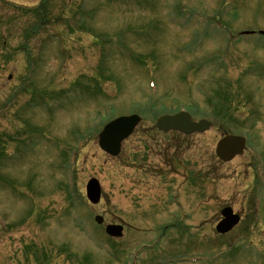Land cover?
Returning a JSON list of instances; mask_svg holds the SVG:
<instances>
[{"label":"rangeland","instance_id":"1","mask_svg":"<svg viewBox=\"0 0 264 264\" xmlns=\"http://www.w3.org/2000/svg\"><path fill=\"white\" fill-rule=\"evenodd\" d=\"M245 30H264V0H0V264H123L146 249L153 264H264V37ZM181 109L213 127L157 128ZM132 113L121 153L104 152L103 126ZM229 133L250 138L223 163ZM225 206L242 221L221 236Z\"/></svg>","mask_w":264,"mask_h":264},{"label":"water","instance_id":"2","mask_svg":"<svg viewBox=\"0 0 264 264\" xmlns=\"http://www.w3.org/2000/svg\"><path fill=\"white\" fill-rule=\"evenodd\" d=\"M264 34V32H262ZM141 117L137 114L118 117L107 123L99 135V144L103 150L109 154L116 156L120 153L122 141L128 138L140 123ZM157 126L163 131L177 130L185 134L195 132H204L209 129L211 123L207 120L194 121L192 116L185 111L175 114H166L158 118ZM245 146V140L242 137L229 135L224 137L217 145V155L229 161L236 155L240 154ZM101 185L96 178H92L87 184V197L96 204L101 199ZM224 219L217 225L219 233H227L235 225L238 224L240 217L233 213L229 207L222 211ZM99 223L103 222L101 217H97ZM122 227L117 225H109L107 232L111 236L121 237Z\"/></svg>","mask_w":264,"mask_h":264},{"label":"flooded vegetation","instance_id":"3","mask_svg":"<svg viewBox=\"0 0 264 264\" xmlns=\"http://www.w3.org/2000/svg\"><path fill=\"white\" fill-rule=\"evenodd\" d=\"M245 203H247L248 205L250 204L249 201H246ZM138 252H140V254L137 255V258H136L137 264H152V262H153V259L152 258L153 257H151L150 259H147V258L145 259V256H142L141 255L142 252H146V251L139 250ZM146 256H147V254H146ZM143 258H144V260H143Z\"/></svg>","mask_w":264,"mask_h":264},{"label":"trees","instance_id":"4","mask_svg":"<svg viewBox=\"0 0 264 264\" xmlns=\"http://www.w3.org/2000/svg\"><path fill=\"white\" fill-rule=\"evenodd\" d=\"M35 10V12H37V10L36 9H34Z\"/></svg>","mask_w":264,"mask_h":264}]
</instances>
